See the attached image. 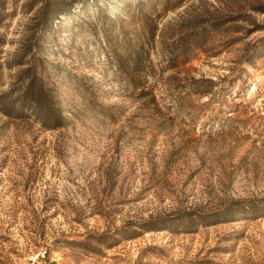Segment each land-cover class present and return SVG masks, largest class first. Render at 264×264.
<instances>
[{
  "label": "rangeland",
  "instance_id": "1",
  "mask_svg": "<svg viewBox=\"0 0 264 264\" xmlns=\"http://www.w3.org/2000/svg\"><path fill=\"white\" fill-rule=\"evenodd\" d=\"M0 264H264V0H0Z\"/></svg>",
  "mask_w": 264,
  "mask_h": 264
}]
</instances>
